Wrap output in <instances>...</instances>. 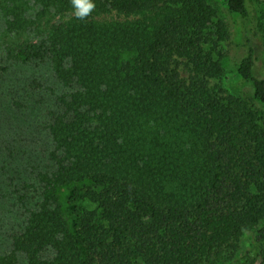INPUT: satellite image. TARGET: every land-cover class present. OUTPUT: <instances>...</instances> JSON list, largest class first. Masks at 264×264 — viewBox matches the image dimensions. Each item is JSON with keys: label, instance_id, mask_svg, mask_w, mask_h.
Masks as SVG:
<instances>
[{"label": "trees", "instance_id": "obj_1", "mask_svg": "<svg viewBox=\"0 0 264 264\" xmlns=\"http://www.w3.org/2000/svg\"><path fill=\"white\" fill-rule=\"evenodd\" d=\"M37 1L59 20L15 57H48L74 89L49 125L60 155L42 203L0 264L18 252L30 264H264V76L250 44L264 10L221 0L234 32L209 0H95L85 19L71 0ZM232 44L243 53L228 69Z\"/></svg>", "mask_w": 264, "mask_h": 264}, {"label": "rangeland", "instance_id": "obj_2", "mask_svg": "<svg viewBox=\"0 0 264 264\" xmlns=\"http://www.w3.org/2000/svg\"><path fill=\"white\" fill-rule=\"evenodd\" d=\"M209 2L235 32L234 22L221 0ZM251 3L256 16H261L264 0ZM16 8L20 12H13ZM12 13L14 16L20 13L26 21L22 28L10 27ZM59 17L52 6L45 7L37 0H0V252L3 254L10 253L13 236L23 230L31 213L42 203L45 179L56 169L60 155L49 125L54 115L63 112L62 100L74 89L56 76L48 57L23 63L15 57V51L25 42L46 39ZM260 25L264 26L263 18ZM260 28L250 44L258 58L256 73L264 76V27ZM242 53L241 45L232 44L228 69ZM211 84L225 86L218 80H212ZM251 236V232L243 234L239 253L249 247ZM53 256L54 251L49 248L39 260L49 261ZM16 257L18 264H30L25 254L18 252Z\"/></svg>", "mask_w": 264, "mask_h": 264}, {"label": "clouds", "instance_id": "obj_3", "mask_svg": "<svg viewBox=\"0 0 264 264\" xmlns=\"http://www.w3.org/2000/svg\"><path fill=\"white\" fill-rule=\"evenodd\" d=\"M76 18L85 19L95 9V0H71Z\"/></svg>", "mask_w": 264, "mask_h": 264}]
</instances>
